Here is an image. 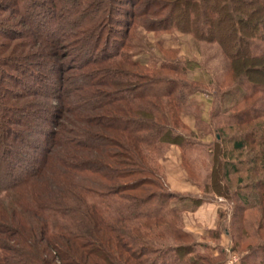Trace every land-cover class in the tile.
<instances>
[{
  "label": "rangeland",
  "instance_id": "rangeland-1",
  "mask_svg": "<svg viewBox=\"0 0 264 264\" xmlns=\"http://www.w3.org/2000/svg\"><path fill=\"white\" fill-rule=\"evenodd\" d=\"M190 1L0 0V171L8 180L3 172L7 168L19 180L22 176L29 178L22 187L6 194L13 199L15 225L20 226H15L12 234L16 235L15 241L6 237L4 244L27 243L20 232L30 220L23 213L28 211V199L40 203L66 199L61 189L64 180H57V169L31 178L30 172L41 166L47 148L58 156L53 163H79L91 155L94 160L99 158L112 165L110 159L94 152L104 141L80 135H114L106 125L108 117H117L118 125L122 124L120 119L136 115L143 120H158L154 110L158 107L165 119L156 123L168 130L170 141L143 150L152 158L149 168L157 174L155 181L174 196L176 217L147 229L141 226V236L158 245H190L204 257L198 264H244L245 255L253 251L252 260L246 263H264V200H259L264 195V171L251 175L244 168L234 173L229 167L264 155V146L258 147L259 137L264 136V128L259 127L264 125V64H251L248 58L232 61L218 42L198 41L180 29L162 27L167 17H184ZM168 4L173 5L171 12ZM190 19L201 21L198 14H191ZM115 42L131 58L129 63H123L114 50L108 55L116 56L101 61L106 45ZM256 44L264 47L260 40ZM132 60L147 69H137ZM162 67L176 69L159 71ZM98 70L114 73L115 80L121 70L141 75L142 79L166 77L176 86L171 97L179 107L173 110L165 99L141 102L143 108L141 104L138 108L121 104L124 112L117 109L119 104L91 107V97L97 103L104 93L115 95L118 91L108 86L109 79L98 77ZM248 80L256 84L255 95ZM64 107L67 112L62 117L60 108ZM67 128L78 131L77 136L73 135L76 141L95 145L92 151L81 150V142L70 148L55 146L53 134ZM67 135L63 140L70 138ZM242 139L248 148L234 153L232 142ZM131 181L133 178L121 183ZM145 187L144 192L130 195L145 197L157 188ZM7 218L9 215L0 212V221L6 223ZM41 222L33 227L41 230ZM124 227L126 232L134 233L133 223ZM63 241L52 245L66 249L69 243ZM44 245L39 249H45ZM15 249L18 264L22 260L19 248ZM126 261L124 256L121 264ZM128 264L137 263L129 260Z\"/></svg>",
  "mask_w": 264,
  "mask_h": 264
},
{
  "label": "trees",
  "instance_id": "trees-1",
  "mask_svg": "<svg viewBox=\"0 0 264 264\" xmlns=\"http://www.w3.org/2000/svg\"><path fill=\"white\" fill-rule=\"evenodd\" d=\"M217 1L219 0H191L188 4L191 5L188 7V11L184 7V10L186 9L184 17L180 19H174L173 15L172 18L167 17L165 25L162 27L180 29L181 32L191 34L198 41L218 42L226 56L232 61L237 59L244 61V58H248L251 64L253 62L264 64V52L262 51L264 47L256 44L259 40L264 44V0H223L221 3ZM233 1L236 5H233ZM172 4H168L170 8L168 12H171ZM255 5L261 7L256 8ZM191 14L195 16L198 14L201 21L191 20ZM246 14H249L250 17ZM213 29L216 33L210 31ZM113 50L123 63H129L128 59L131 58L118 49L116 42L106 45L101 61L116 56L114 53L108 55ZM249 51H252V54ZM132 64L137 69H147L145 65L138 64L133 60ZM176 68L162 67L159 71L175 72ZM96 72H98V77L102 75L107 81L109 79L108 86L118 91L115 95L104 93L102 97H99L100 101L97 103L95 100L93 102L91 100L93 97H91L89 101L91 107L119 104L117 109L124 112L120 108L121 104L138 108L141 102L150 100L161 102L164 99L168 101V106L173 110L179 107L178 101L173 98L176 86L173 85L172 80L166 77L152 79V81L146 76L145 79H142L141 75L128 71L125 74L123 73L125 71L121 70L119 78L115 80L116 76H112L114 73L106 70ZM144 84L146 85L144 86ZM248 85L255 95L258 90L256 84L252 80H248ZM140 107L143 108L142 104ZM66 110V107L60 108L62 117L63 113L65 116ZM154 110L158 113V120L154 119V121L143 120L136 115L135 118L131 117L132 119H120L122 124L118 125L116 116V118L108 117L106 125L114 133L112 136L88 133L80 135L89 140L98 138L104 141L101 149L95 148L94 152L102 155L103 158L110 159L112 165L99 158L94 160L91 155L84 157L90 161L83 158L84 160L80 159V161L76 159L79 163H53V161H58V156L56 157L54 152L50 154L47 148L44 159L41 160V166L37 169L33 168L30 172L32 177H30L34 178L48 170L57 169L60 172L57 180L65 181H62L61 189L66 193V199L55 203H40L32 198L28 199L29 204L26 209L28 211L23 213L28 216L27 219L30 218L31 222L27 221L28 223L22 227L25 231L21 230L20 232L21 237L27 240L24 245L17 243L18 245L11 246V243H7V245L4 243H6V237L15 241L16 235L12 234L16 227L20 226L15 225L14 218L17 216V211L13 212V199L6 194L12 192L13 188L22 187L26 178L22 176V179L19 180V177L7 172L9 170L7 168L3 172L7 173L9 180L15 179L9 181L8 178H3V173L0 171V212L9 215L6 223L0 221V264H16L17 257L14 254L17 252L15 249L17 247L22 262L26 261L23 264H91V262L96 264L94 260L104 264H121L124 256L127 257L124 264H128L129 260L137 264H198L202 260L204 257L196 253L195 248L190 245L186 247L158 245L150 241L147 242L141 236V226L147 229L152 225L171 222L170 219L176 217L175 206L172 203L174 196L166 191L158 180L155 181L157 174L149 168L152 158L143 150L144 148L155 149L170 141L169 135H167L168 130L162 129L160 124L156 123L164 121L165 114H161V109L158 107ZM259 127L263 129L264 125ZM161 130H164L165 133H161ZM66 131L70 138L63 140V136L67 135ZM66 131L61 134L56 131L57 133L53 134L52 143L55 146L70 148L74 143L81 142L79 143L81 150L92 151L95 145L90 146L89 143L83 142L81 139L76 141V138L73 137V135L79 134L78 131L75 132L69 128ZM262 137L264 138V136ZM262 137H259L258 147L263 148L264 139ZM253 138L254 141H257V136H253ZM65 142L68 143L65 144ZM231 146L234 153H243L248 148L245 139L235 140ZM229 167L234 173H241L244 170L250 172L251 175L254 171L263 172L264 155L253 156L247 163ZM134 177L139 179H134ZM130 178H133V181L121 183ZM148 185L157 188L152 192L148 191L145 197L130 195L131 192H144L147 188L145 186ZM259 200L263 201L264 195ZM40 222L41 230L34 228ZM131 223L134 225L133 234L126 232L124 227L125 224ZM1 235H5V237L2 238ZM63 240H67L69 243L66 249L65 247L58 249L56 245H52L54 242L62 244ZM42 243H45V249H39ZM38 252L42 254H38ZM255 252L247 253L243 258V263L252 260Z\"/></svg>",
  "mask_w": 264,
  "mask_h": 264
}]
</instances>
